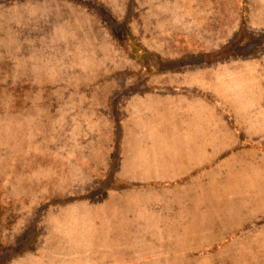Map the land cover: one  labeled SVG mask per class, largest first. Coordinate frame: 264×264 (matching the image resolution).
<instances>
[{
    "label": "rangeland",
    "instance_id": "obj_1",
    "mask_svg": "<svg viewBox=\"0 0 264 264\" xmlns=\"http://www.w3.org/2000/svg\"><path fill=\"white\" fill-rule=\"evenodd\" d=\"M0 264H264V0H0Z\"/></svg>",
    "mask_w": 264,
    "mask_h": 264
}]
</instances>
